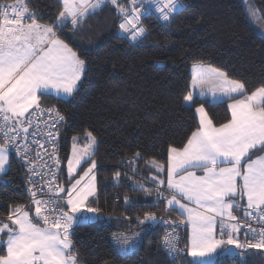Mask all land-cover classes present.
I'll return each instance as SVG.
<instances>
[{
    "label": "snow or ice",
    "instance_id": "obj_1",
    "mask_svg": "<svg viewBox=\"0 0 264 264\" xmlns=\"http://www.w3.org/2000/svg\"><path fill=\"white\" fill-rule=\"evenodd\" d=\"M61 2V10L50 23H42L27 0H15L13 4L0 2V179L11 169L9 155L13 150L30 173L29 191L35 206L34 216L31 206L21 204L11 209L7 223L0 221V234L7 236L6 254L0 255V264H80L72 239L74 225L100 219V209L86 203L96 193V176L92 174L97 167L96 138L91 132L86 133L88 149L80 152L74 147L72 158L67 161L69 174L80 167L82 160L89 164L84 175L67 190L51 184L57 176L53 169L60 165L57 144L59 126L65 116L55 105H42L41 97L51 95L56 100H64L73 96L86 68L85 59L60 38L57 29L63 31L70 25L74 33L83 31L88 19L112 5L121 18L118 27L126 38L142 41L149 34L142 18L155 13L158 19L170 22L185 7L183 0ZM183 100L195 108L199 124L183 147L169 148L166 179H160L159 175L149 177L151 187L131 181L133 191L156 192L153 207L164 202L166 210L178 213L182 219L166 220L148 211L142 219L137 216L136 222L167 224L168 229L160 238L161 246L173 258L187 251L193 258L190 264H213L212 258L218 249L240 257L248 250H258L256 254L264 257V86L249 93L241 80L197 62ZM205 100L231 101L227 103L231 113L227 122L216 126L205 108ZM41 115L51 119L41 130L46 131L43 139L51 148L49 159L53 162L50 166L45 163L49 169L46 173L37 171L35 166L40 153L29 155L33 145L28 143V136L36 137ZM30 129H33L31 133ZM20 139L24 140L23 145L18 143ZM73 140L75 144L77 138ZM33 144L45 148L40 140L33 139ZM140 158L137 152L127 161L134 174H139L134 164ZM145 164L157 173L165 171V166L155 159ZM196 170L202 174L197 175ZM35 176L41 180L50 177L46 192ZM89 176L82 185L84 177ZM113 179L119 185L121 173L116 171ZM37 190L44 198H37ZM55 193H65V196ZM245 197L246 206L242 203ZM123 199L125 204L133 203L128 196ZM237 212L243 216L236 215ZM181 224L191 227L189 242L184 248L180 247L177 231ZM242 228L246 229L243 242L239 239ZM139 235L137 232L133 238L112 233L116 250H132L139 242Z\"/></svg>",
    "mask_w": 264,
    "mask_h": 264
},
{
    "label": "trees",
    "instance_id": "obj_2",
    "mask_svg": "<svg viewBox=\"0 0 264 264\" xmlns=\"http://www.w3.org/2000/svg\"><path fill=\"white\" fill-rule=\"evenodd\" d=\"M0 2L13 4L15 0ZM183 2L184 10L163 25L152 15L144 18L149 35L136 45L119 29L121 18L112 5L88 19L83 31L74 33L70 25L63 31L57 29L60 38L86 61L74 98L41 97V103L55 105L65 116L60 132L62 161H66L74 137L83 144L86 133L91 132L97 141L94 155L97 193L87 205L100 209V219L74 226L72 239L80 264H190L192 259L187 251L174 260L162 252L163 223L136 222L137 216L142 219L148 211L166 220L179 221L182 217L166 210L164 202L153 207L156 192L133 191L131 181L151 187L149 177L159 175L166 179L169 148L183 147L198 126L195 108L183 100L185 89L191 84L194 64L199 62L226 72L230 78L244 82L249 93L264 86V38L249 22L242 1ZM259 2L264 15V0ZM27 3L39 14L42 23H50L62 7L61 0H27ZM204 103L216 126L230 118L228 102ZM137 152L141 158L136 159L134 167L139 174H134L127 161ZM150 159L164 165L165 171L150 170L145 164ZM10 164V171L0 179L3 221H8L13 207L26 205L30 199L22 166L12 154ZM116 171L121 173L119 185L113 179ZM124 196L133 203L125 204ZM180 226L184 248L189 229L185 224ZM146 227L150 231L141 250L128 257L120 256L113 246L112 233ZM257 251L248 250L240 257L219 250L213 264H242L243 260L246 264H264V257ZM0 254H5L4 245L0 246Z\"/></svg>",
    "mask_w": 264,
    "mask_h": 264
},
{
    "label": "built area",
    "instance_id": "obj_3",
    "mask_svg": "<svg viewBox=\"0 0 264 264\" xmlns=\"http://www.w3.org/2000/svg\"><path fill=\"white\" fill-rule=\"evenodd\" d=\"M152 16H153V17L156 19V21H157L158 23H160L161 25L167 23V22H163L162 20L158 19V18H157V14H155V13H154ZM143 20H144V18H142V22H143ZM120 22H121V20H120ZM120 22H119V23H120ZM143 24H144V23H143ZM118 25H119V24H118ZM121 32H122V31H121ZM122 33H123V32H122ZM148 33H149V31H148ZM123 35L126 37V34L123 33ZM148 35H149V34H148ZM127 39H128V38H127ZM128 40H129L131 43H133L134 45H136V44H138L139 42H141V41H131L130 39H128ZM143 40H144V39H143ZM42 105H44L45 107H51V106H48V105L43 104V103H42ZM45 122L51 123V119H50L47 115H41V116L39 117V121H38V123H39V129H37V135H36L35 138H33L31 135H29V136H28V143L33 145L32 151L29 153V155L34 156L35 153H36L37 151L40 153V157H39L38 159H36V161H35V166H36L37 171H41V170H42L43 172L46 173V172H48L49 169H48V167L45 166V163H46L47 165L50 166V165H52L53 162H52V160L49 159V154H50V152H51V148H50L49 144L46 143V142L44 141V139H43V137L46 135V131H41V130L44 129V124H45ZM61 128H62V124L59 126V131H60V132H61ZM29 131H30V133H31V132L33 131V129H30ZM33 139L40 140L42 143L45 144V148H44V149H40L38 145L33 144ZM18 143H19L20 145H23V144H24V140H23V139H20V140L18 141ZM57 148H58L57 155H58L59 160H60V165H59V168H58V169H53V171H56L57 176H56V180H55V181H52L51 184H52L53 186L62 187L61 172H62L63 161H62V159H61L60 137H59V141H58V144H57ZM45 149H47V151H45ZM10 154H12V155H14L16 158H18V160H19V162H20V164H21V166H22L23 172H24V177H25V183H26V186L28 187V189H30V188L32 187V185L29 184V175H30V173H29V171H28V169H27V167H26L25 162H23V161H21V160L19 159V157L16 155L15 151L10 150ZM33 178H34L36 181H40V183L44 185V191L46 192V191H47V188H48V186H49L46 182L50 180V177L45 176V177L43 178V180H41V177H39V176H35V177H33ZM163 190L165 191L166 194H169L166 188L163 189ZM55 194H56V195H59V196H61V197H64V196H65V193H55ZM37 198H44V197H42L40 190H37ZM61 202H62V201H61ZM25 206H26V207H29V206H31V207H35V206L32 205V203H31V193H30V199H29L28 203H27ZM242 216H243V213L241 212L240 217H242ZM0 219H2V218L0 217ZM251 222H252V224H253L254 227L257 226L255 221H251ZM40 223L43 225L42 222H40ZM166 229H168V225H167V224H163V232H162V234L165 232ZM241 230H242V232H243V234H244V232H245L246 229L242 228ZM149 231H150V227H146V228H143V229H141V230H137V231H133V232H117V233H124L125 236L133 237V238H135L137 232H139V234H140V235H139V242L137 243V245H136L135 248H133L132 250H130V251H128V252H118V251L116 250V251L118 252V254H119L120 256H122V257H128V256H131V255L136 254L139 250H141V248H142V246H143L144 239H145L146 235L149 233ZM177 231L179 232V235H180V237H181L180 247L183 248V239H184V235H183V229H182V227L180 226L179 229H177ZM161 236H162V235H161ZM112 243H113V239H112ZM113 246H114L115 249H116V246L114 245V243H113ZM160 247H161L162 252H163L168 258H170L171 260H174V259H176V258L179 257V256H176L175 258H173L172 256H170V255L165 251V249L161 246V239H160ZM242 264H246V263L244 262V260L242 261Z\"/></svg>",
    "mask_w": 264,
    "mask_h": 264
},
{
    "label": "rangeland",
    "instance_id": "obj_4",
    "mask_svg": "<svg viewBox=\"0 0 264 264\" xmlns=\"http://www.w3.org/2000/svg\"><path fill=\"white\" fill-rule=\"evenodd\" d=\"M241 1H242L243 5L245 7V10H246V13H247V17L249 19V22L251 23V25L253 26V28L256 30V32L261 37L264 38V15H263L262 6H261L259 0H241ZM203 66L204 67H208L206 65H203ZM191 73L193 74V67L191 69ZM79 83H78L77 88H79ZM74 96H75V94L73 96L67 97L65 99H71V98H74ZM76 142H78V141H76ZM76 142H75V145L72 147L73 149L75 147L76 150L77 151H80V152H83L84 150L88 149V143H89L88 138H86V141L81 146L78 145V144H76ZM96 146H97V141H96V144H95V147H94V151L96 149ZM72 153H73V150L69 153L70 154L69 155V159L72 158ZM10 155H9V161H10ZM159 178H160V176H159ZM245 199H246V197H245ZM88 215H92V214H88ZM0 221L5 222V223L8 222V221H3V220H0ZM74 226H76V225H74ZM189 228H190L189 229V238H190V235H191V227H189ZM2 236H3V234H0V245L3 244L5 246V249H6V240H7V238L4 239ZM239 239L241 240V242H243V240H244V236H243V234L241 232L239 234ZM225 255H231V254H229V253L226 252ZM215 259H216V257L214 258L213 263L215 262Z\"/></svg>",
    "mask_w": 264,
    "mask_h": 264
},
{
    "label": "crops",
    "instance_id": "obj_5",
    "mask_svg": "<svg viewBox=\"0 0 264 264\" xmlns=\"http://www.w3.org/2000/svg\"><path fill=\"white\" fill-rule=\"evenodd\" d=\"M192 74V73H191ZM226 99V98H225ZM231 101H228V103H230ZM230 110V109H229ZM197 114V113H196ZM197 117H198V120H199V115L197 114ZM76 141H78V140H76ZM74 143V142H73ZM76 144H78V145H82L81 144V142H76ZM75 144H73L72 146H71V150H70V152L73 150V146H74ZM70 155V154H69ZM69 155H68V157H67V159H66V161L65 162H63V165H62V177H63V180H62V187H64L66 190L67 189H69L70 187H71V184H73V183H75V181L76 180H78V179H80L83 175H84V171H87V168L90 166L89 164L87 165V166H84L86 163H84V160H82L81 161V165H80V167H78L77 169H76V171L74 172V173H71V174H69L68 173V169H67V161L69 160ZM85 159H87V157L85 156ZM167 168H168V165H167ZM167 168H166V172H167ZM166 172H165V174H166ZM92 174H94L95 176H96V181H95V183H96V193H97V167H96V169H94L93 170V173ZM92 174H90V175H92ZM196 174L197 175H201L202 174V171L201 170H196ZM90 179V176L89 177H84V180L82 181V185L84 184V183H86L88 180ZM96 193H95V195H96ZM91 198H93V197H89V199H88V201L86 202V203H88L89 202V200L91 199ZM244 204H245V206H246V199L244 198ZM32 210H33V215L35 214V207H32ZM187 227H188V229H190L189 227V225H187V224H185ZM41 226H44V225H42L41 224ZM3 238L4 239H6L7 237L5 236V235H3ZM188 242H189V235H188ZM3 245V244H2ZM2 245H0V246H2ZM218 251H219V249L217 250V253H218ZM5 254H6V249H5ZM4 254V255H5ZM215 257H217V254L216 255H214V257L212 258V261L214 260V258ZM191 259H193L192 257H190Z\"/></svg>",
    "mask_w": 264,
    "mask_h": 264
}]
</instances>
